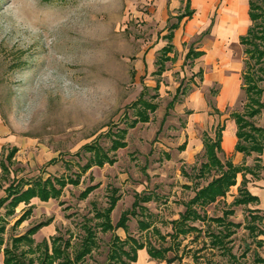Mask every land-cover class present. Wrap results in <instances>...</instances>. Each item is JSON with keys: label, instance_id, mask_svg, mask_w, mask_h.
<instances>
[{"label": "rangeland", "instance_id": "obj_1", "mask_svg": "<svg viewBox=\"0 0 264 264\" xmlns=\"http://www.w3.org/2000/svg\"><path fill=\"white\" fill-rule=\"evenodd\" d=\"M161 6L160 0H0V116L6 133L0 160L17 150L10 180L2 178L0 169V198L6 195L13 177L34 181L81 175L80 185H68L58 200L42 202L35 198L28 205L20 204L8 217L2 210L0 227L5 232L0 234L4 240L0 264H6L4 250L11 247L9 240L42 222L50 224L33 236V247L63 237L71 241V253L83 240L85 227L94 228L97 245L81 264H136L132 261V240L158 249L169 248L166 258L153 264L175 256L177 264H255V253L264 259V236L257 237V232L248 228L249 209L254 206H231L238 195L236 188L204 209L215 218L228 209L235 211L229 220L241 228L229 239L224 238L227 251L213 246L211 237L204 234L208 231L206 223L195 224L203 231L200 238H194L196 233L174 235L172 222L180 218L184 204L194 196L193 176L204 161L203 131L211 132L218 121L208 114L211 108L207 107L208 103L216 104L217 95L210 94L199 76L194 80L192 75L199 68L208 75L215 69L223 71V76L237 73L236 98L224 116L231 120L229 113H243L246 104L239 74L245 57L241 46L230 45L235 71L220 61L210 68L204 58L183 64L190 45L208 49L211 37L206 30L211 20L217 22V14H210L208 24L192 34L185 29L179 32L176 59L157 75L156 60L167 33V21L158 16ZM174 22L172 19L169 25ZM158 83L159 109L151 115V121L129 128L127 147L110 152L116 158L114 165L94 166L83 173L81 167L90 157L87 147L97 143L108 150L112 135L128 128L135 117L132 104L146 87L150 88L146 99L152 100ZM182 83L185 93L164 120ZM213 87L219 93L222 84ZM256 123L264 127V112ZM185 141L188 145L183 150ZM254 155L248 159L249 166L255 164ZM95 185L99 187L87 199H80L87 187ZM113 189L120 196L111 215L114 225L123 212L132 209L137 196H151L152 200L142 202L144 210L130 217L126 230L105 233L98 227L101 220L94 215L96 209L104 211L108 207ZM30 207L31 217L15 226ZM141 221L151 227L141 229ZM221 228L214 223L211 231L217 233ZM116 236L129 244L123 246L125 254L117 251V257L111 259L115 246H121L114 244ZM21 249L27 251L28 247L23 245Z\"/></svg>", "mask_w": 264, "mask_h": 264}, {"label": "trees", "instance_id": "obj_2", "mask_svg": "<svg viewBox=\"0 0 264 264\" xmlns=\"http://www.w3.org/2000/svg\"><path fill=\"white\" fill-rule=\"evenodd\" d=\"M191 14L188 0L185 11L176 16L177 22L169 26V33L164 37L168 41V44L160 51V56L157 59V75H162L166 71V64L172 60L170 55L174 52L172 42L175 30L178 29L180 22ZM250 18L252 25L248 34L241 39L246 56L243 74V90L246 96V104L243 113L233 111L230 114V118L235 120L238 129L236 151L243 153L247 157L256 154L255 164L253 166L246 164L236 165L231 159H222L224 156L222 149L224 125L218 124L213 130V135L205 132L203 134L204 161L196 169V173L193 176L194 185L196 186L195 196L184 204L186 210L180 215V218L172 222L173 228L175 229V236H187L190 233H196L197 235L194 238H200L203 233L202 229L195 226V224L197 222L206 223L208 231H205L204 234L211 237L214 247L220 246L224 252L227 251L224 238L229 239L236 234L237 228H241L240 224H235L229 220V217L234 215L235 211L228 209L223 212L222 217L215 218L209 217L204 209L225 198L231 188L237 185L239 175L243 176V181L239 187L238 195L235 197L231 206L247 207L257 203L258 198L253 196L248 189V184L250 183L248 175L254 179H259L262 173H264V127L258 126L256 123V119L264 111V0L250 1ZM201 55L202 53L199 51L190 50L185 59L189 61ZM159 88L160 83L154 88L156 93L151 97L152 100L146 99V93L150 88H144V91L140 94V98L131 106L134 110L135 117L130 119V121L128 119V128L121 129L115 135H112V143L108 150H105L97 143L87 147V150L90 152V157L87 163L81 167L83 173H86L94 166L103 168L107 164L114 165L116 163V158L110 156V152L116 153L118 150L127 147L125 139L129 128H135L140 123L147 124L151 121V115L159 109V105L156 103L159 97ZM185 89L186 87L183 83L178 87L173 100L167 107L164 120L180 101V96L185 93ZM212 107L215 114H221L216 107L213 105ZM185 146L186 144L181 148L185 149ZM16 153V149L11 150L6 154L3 161H1L2 178H6L5 180H10V176L13 174L10 166L13 164ZM202 180H206L208 182L207 185L202 186ZM80 181V174H76L75 178L49 176L47 179L38 178L34 181L13 177L10 185L5 189L6 195L0 198V221H2L3 216L1 213L3 209L5 210V215L8 217L15 214L16 208L20 204L25 203L28 205L35 198L42 202H49L52 199L58 200L68 185L79 186ZM98 187L99 185L87 187L80 194V199H87ZM112 192L108 207L104 211L96 209L94 215L95 219L101 220L98 227L105 233L116 229L126 230L130 217L137 216V210L139 212L144 210L141 205L142 202H150L152 200L151 196H137L132 209L123 212L118 223L114 225L111 215L120 200V196L117 195L116 189H113ZM32 213L33 209L30 207L16 221L15 226L24 223L31 217ZM249 217V230L252 233L257 232V237L264 236V217L260 215L259 211L254 209H249ZM214 223L222 227L220 229L221 231L217 233L214 230L211 231L212 224ZM49 224L50 222L36 224L24 235L11 238L9 240V242L11 241V247L8 246L4 250L6 264H81L84 258L89 256L93 252V248L97 245L96 231L93 230L94 228L92 229V227L86 226V234L83 240L79 247L72 253L70 251L72 248L71 241L65 240L63 237H55L50 242L44 240L39 245L33 247L35 243L33 236ZM261 225L262 227L260 229ZM139 226L143 230H148L151 224L141 221ZM4 232L5 228L3 226L0 227V234ZM113 241L115 245L121 244V246H115L114 250L110 253L111 259L117 257V251L123 254L125 252L123 246L129 244L127 240L123 241L119 236H116ZM3 244L4 240L0 235V252ZM23 245L28 247L27 251L21 249ZM260 245H263V241L260 242ZM143 249L148 251L153 260L166 258L169 251V248L158 249L152 245L149 246L137 240H132L131 250L133 251V262H137L138 252ZM249 250L247 249V251ZM28 255H32V257L29 258ZM255 255V264H264V259L258 253H255ZM231 258L236 259L233 255H231ZM175 260L176 256L173 260H169V262H175Z\"/></svg>", "mask_w": 264, "mask_h": 264}, {"label": "crops", "instance_id": "obj_3", "mask_svg": "<svg viewBox=\"0 0 264 264\" xmlns=\"http://www.w3.org/2000/svg\"><path fill=\"white\" fill-rule=\"evenodd\" d=\"M250 1L251 0H189V9L192 12V14L184 18L180 22L178 29H176L174 32V38L172 42L174 46V52L170 55V57L172 58L170 62H174V60L176 59V52L179 50L177 44V41L179 42V44L181 41L179 32L181 33V31L185 29L186 32L192 34V32L195 29L197 28L200 29L204 27L206 24H208L207 20H209L210 14L214 15L216 13L217 14L216 24L214 20H211L206 30V33H210V37H211L209 40L208 49L195 48L193 45H190L188 47L186 54L184 55L183 64L185 65V63L188 62L195 63V61L204 58L207 61L210 68L217 65L218 61H220L224 65L227 66L229 65V67H231V69H229L230 71H235L237 66L233 64L235 61V57H234V51L230 49V45H236V46L239 45L242 47V54L245 57L242 59L244 61V65L242 63V69L239 72L242 78L241 89L243 90V74H244L246 56L244 54V47L241 44V39L248 34V31L252 25V21L250 18ZM187 3L188 0H160V4L162 6L159 9L158 16L160 18H164L167 21L166 24L167 33L163 36V39L166 41V44L161 48V50L168 44V41L164 37L169 33L170 21L172 19H175L177 22L176 16L185 11L187 7ZM190 50L199 51L202 53V55L198 58H193L190 59L189 61H186L185 59L186 55L190 52ZM222 72L221 71L216 72L215 69L213 72L209 73L208 75L205 73V71L202 68H199L198 71H196V73L192 75L194 80H196V78L199 76L200 80L207 85L210 94L217 95L216 104L208 103L207 107L211 108L208 114L215 115L218 118V121L211 128V132L209 130H205L203 131V134L205 132H208L211 135H213V130L218 124L224 125L225 130L223 131V139H222V149L224 156L222 157V159L223 160L231 159L236 165H242V164L249 165L248 159L255 155L247 157L243 153H239L236 151V146L238 144L237 124L235 120H233L232 118H230L231 120H228L227 117L226 118L224 117L226 114V110L229 108L230 104H232V102L236 98V94H237L236 85L238 81L237 79L238 75L237 73H235L232 74L231 76L230 75L223 76ZM216 83L222 84V89L219 91V93H217L213 87V84ZM212 105L220 111L221 113L220 115L214 113V109ZM231 113L232 112L229 113V117ZM203 134H202V145H203ZM4 135H6L5 126L0 116V148L2 149L4 147V143H2V139ZM184 144H186L185 146L186 149L188 145L187 141H185L183 145ZM203 151H204V146H203ZM3 159L4 158H1L0 160L1 176H2L1 161H3ZM239 176L237 180L238 181L237 185L232 187V188H236V190L238 191L241 182L243 181V176L241 181L239 179ZM249 179H250V183L248 184V189L253 196H256L258 198V202L252 204L254 206L253 208L254 210L259 211L260 214H262V216L264 217V173L261 175L259 179H254L252 178V176ZM194 196H195V192H194ZM153 263L154 260L150 257L146 249L140 250L138 252V259L136 264H153Z\"/></svg>", "mask_w": 264, "mask_h": 264}, {"label": "built area", "instance_id": "obj_4", "mask_svg": "<svg viewBox=\"0 0 264 264\" xmlns=\"http://www.w3.org/2000/svg\"><path fill=\"white\" fill-rule=\"evenodd\" d=\"M157 264H177V263L169 262V261H160V262H157Z\"/></svg>", "mask_w": 264, "mask_h": 264}]
</instances>
